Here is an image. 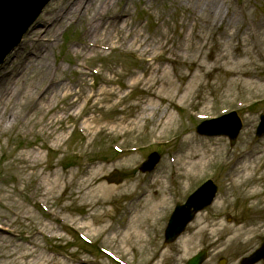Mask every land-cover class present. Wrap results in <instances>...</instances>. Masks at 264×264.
I'll list each match as a JSON object with an SVG mask.
<instances>
[{
  "label": "rangeland",
  "instance_id": "rangeland-1",
  "mask_svg": "<svg viewBox=\"0 0 264 264\" xmlns=\"http://www.w3.org/2000/svg\"><path fill=\"white\" fill-rule=\"evenodd\" d=\"M67 1L70 0L51 1L38 18L43 19L42 22L33 27L36 35L48 42L53 39L52 33L57 31L56 44L54 40L49 42L55 45L49 52V61L61 65L65 70L63 76L73 80L77 78L78 67L74 62L78 58L86 67L99 71L97 76H87V83L98 84L104 77L111 78L115 81L108 88L122 89L124 97L116 105L118 111L107 114L105 110L110 108L111 103H100L95 115H101L103 120L92 133L98 128L105 131L99 133L92 143L84 135L87 132L78 128L84 115L80 123L65 119L45 131L39 124L43 117L46 119V115L42 114L34 116L35 125L31 122L24 127L21 124L13 127L8 122L4 124L0 131V264H17L15 258L21 256L25 248L32 251L33 256H24V262L34 257L37 264H114L98 252L96 246L84 245L69 232L82 223H89L86 217L89 206L83 202L90 203L92 199L85 198L83 201L84 185L77 177L85 166L89 172L104 167L97 174L84 177L90 179L89 184L93 188L103 185L119 189L130 186L132 189L131 195L115 196L112 192L106 200L108 204L100 206L101 210L108 211L104 218L115 230L126 225L127 217L132 215L130 206L143 205L144 192L150 194L156 191L158 184L151 185V179L165 177L162 189L168 199V208L160 221L146 226L148 233L144 241L135 243L129 240L123 249L124 244L119 243L118 237H114L111 243L106 236L97 241L102 247L130 264H184L201 249L208 251V258L203 264H219L221 259H225V264H239L240 258L249 254L264 239V160L256 163L257 167L251 171L254 178L251 183L257 182L261 191L255 198L243 195L248 184L229 189L231 181L228 176L232 160L238 155L252 148L264 150V135L260 138L255 136L259 115L264 113V0H217L221 15L210 19L203 16L204 0H133L128 5V22L137 25L145 35L159 41L167 50L157 47V58L153 59L152 55L142 54L130 41L113 39L111 48L101 49L103 54L99 52L93 56L88 53L92 57L82 61L80 56L76 57L80 52L75 53L74 49L85 41V22L80 18H70L62 28H58V22L50 20L54 10ZM126 3L127 0H118L115 9H121ZM244 11L248 13L246 19L242 18ZM259 20L263 26L256 36L253 28ZM32 40L34 38L24 42ZM14 57L15 54L11 53L4 64L9 62V66L12 65ZM152 66L158 68L160 75L171 83L167 91L174 94L172 99L153 101L145 82L125 88L133 79L147 78ZM149 103L155 104V112L165 110L174 114L177 124L171 132L155 141L153 137L157 132L150 133L152 123L147 120L145 126L140 121L142 128L135 133L109 138L112 136L113 118L127 115L134 120L142 116L143 108ZM231 110H238L244 121L234 146L230 145L227 137H204L194 130L196 123L204 118ZM187 134L193 137L195 145L210 143L220 151L215 154L214 163L190 178L184 174L177 175V170L182 173L185 167L172 164L178 148L180 155H186L187 147L192 146L186 141ZM112 140H116L114 145L124 150L136 148V151L126 155L115 154ZM56 150L58 152L53 153ZM152 151L161 154L160 162L153 171L140 172L138 166ZM75 153L86 158L69 167L70 156ZM25 167H29V171ZM112 170L121 173L117 184H109L105 180ZM53 171L67 177L68 187L61 180L52 195L41 196V191L45 189L44 186L38 188L42 173ZM28 173L31 174L30 179ZM207 178L218 185L213 204L195 216L176 242L165 246L163 231L174 205L183 203ZM226 190L227 201L217 209L219 198ZM200 215L206 218L203 224L209 226L203 232L200 231L204 226L199 224ZM223 226L225 230L220 235L211 234L212 229ZM238 227H243V235L237 238L235 229ZM89 235L94 238L95 233ZM31 237L36 242L29 246L26 241ZM91 240L95 242V239ZM161 253L167 254L166 260H160Z\"/></svg>",
  "mask_w": 264,
  "mask_h": 264
},
{
  "label": "bare ground",
  "instance_id": "bare-ground-1",
  "mask_svg": "<svg viewBox=\"0 0 264 264\" xmlns=\"http://www.w3.org/2000/svg\"><path fill=\"white\" fill-rule=\"evenodd\" d=\"M117 1L70 0L61 6L58 3L57 6L59 7L54 10L50 20L58 22V28H62L66 20L70 18H80L85 22V41L77 46L78 49H74L75 53L80 52L77 53L76 57L80 56L81 61L92 57V55H87L88 53L96 56L99 52H102L101 49L111 48L113 46V39L123 42L130 41L131 45L136 46L142 54L152 55L153 59L157 58V52L155 53L157 47H162L167 50V47L161 45L159 41L145 35V32L139 29L137 25L128 22L130 15L128 5L133 0H127V3L119 10L115 9V2ZM218 9L219 4H217V0H204L202 3V11L204 12L203 16L205 19L220 16L221 12ZM247 17L248 13L244 11L242 18L246 19ZM42 20H38L35 25L37 23L40 24ZM262 26L263 24L259 20L253 28L256 36H258ZM52 37L53 39H49V42L54 40L56 44V30L52 33ZM32 38L34 40L27 41V43L24 42ZM49 42L45 39H40L39 34L36 35L35 31L29 32L19 44L18 48L13 51L15 57L12 65L9 66V62H6V64L0 67V131L7 122L13 127L18 124L24 127L28 122L35 125L37 121L34 116L37 114L46 115V119L43 117L39 122L42 131L53 129L57 123L65 119L80 123L84 115L81 128L87 132L88 138L90 137L91 141L99 133L105 131L103 128H98L92 133L94 127H97L103 120L101 115L99 117L95 115V112L100 109V103H111L110 108L105 110V114L117 110L116 105L124 97L122 95V89L115 90L108 88V86L114 84L115 80L107 77H104L102 82L98 84L92 85L87 83L86 77L92 76V73L89 70H85L84 64L78 58L74 62L75 67H78L76 69L77 78L73 80L67 79L63 76L65 70L61 68V65L49 61V52H52L55 46H52ZM165 60H171V58H166ZM139 82H145L149 86L147 92L153 101L154 99L158 101L170 100L174 97L173 93L169 94L167 91L171 87V83L160 75L159 69L154 68V66L150 69L147 78L133 79L127 86L136 85ZM115 99L118 100L115 102ZM156 108L155 104L149 103L143 108L142 116L134 120H130L127 115H120L119 118H113V124L111 126L112 136L115 137L119 133H135L142 128V125H146L147 120L152 123L150 133L157 132V135L154 136L159 138L165 136L177 124V118L174 114L168 113L165 110H162L160 113L155 112ZM140 121L144 123L141 125ZM66 128L67 125H65L64 129ZM185 137L186 141L192 144V146L187 147L186 155H180V149H177V166L185 167L183 173L187 178L196 177L198 171L214 163L215 154L218 155L220 151L219 149L216 150L215 145L210 143L199 142L195 145L193 137L190 134H187ZM61 141H64V139H61ZM262 160H264V150H258L256 148L247 150L234 158L232 160L233 165L228 171L232 179L230 189L242 183H247L248 186L243 194L248 198H254L259 195L261 192L257 188V183H251L250 181L253 180L251 171L257 167L256 163ZM25 169L29 171V167H25ZM103 169L104 167H97L94 172H89L85 166L77 175L83 181L84 185L82 187L83 201L85 198L92 199L90 203H88L89 201L83 202L89 206V212L86 215L89 223L85 222L82 225L87 229L88 234H104L111 242H113L114 237H118L119 243L124 244L122 246L123 249L126 248L129 240H134L135 243L143 242L144 237L148 233L146 226L149 225L147 222L150 220H152V223L157 222L168 208V199L162 189L165 185V177L160 176L159 178L151 179V185L158 184L156 191L150 194H145L144 192V195L142 194L143 205L130 206L129 211L132 212V215L128 219V223L124 228L115 230L113 225L106 223L107 220L104 218L108 215V211L106 209L101 210L100 206L104 207L108 204L106 200L112 192H114L115 196L131 195L132 189L130 186L120 189L104 187L103 185L96 188L91 187L89 184L90 179H85L84 177L93 173L97 174ZM262 172L264 173V168ZM183 173L179 174L183 175ZM30 176L31 174L28 173L29 179ZM66 178L63 173L54 171L47 174L42 173L38 188L44 186L45 189L41 191V195L46 197L52 195L59 188L61 180L68 187L69 182ZM227 194L228 192L226 191L219 198L218 204L216 205L217 209L224 206L227 201ZM138 198L135 199L137 200ZM204 221H206L205 216L200 215L199 224H203ZM203 225L200 228L201 232L205 231L208 226L207 224ZM223 230H225L224 226L214 228L210 232L211 234L217 233L220 235ZM242 230L243 227L235 229L237 238L243 235ZM29 243L33 245V242L29 241ZM23 251L24 253L21 256H16L15 258L17 264H37L34 257L24 262L22 260L24 256H33V252L27 248ZM166 258V253L160 254V260L162 259L164 261Z\"/></svg>",
  "mask_w": 264,
  "mask_h": 264
},
{
  "label": "water",
  "instance_id": "water-1",
  "mask_svg": "<svg viewBox=\"0 0 264 264\" xmlns=\"http://www.w3.org/2000/svg\"><path fill=\"white\" fill-rule=\"evenodd\" d=\"M49 0H0V63L5 55L19 42L22 35L25 33L28 25L36 18L42 8ZM12 15V16H10ZM223 118L219 121H224ZM230 121L225 127H220L218 130L210 132L206 127L200 126L199 132L205 134H227L234 141L241 123L238 118ZM260 131H263V123L260 125ZM159 157L154 154L150 156V160L146 162L141 169L151 170ZM117 179V175L109 178V181ZM216 187L209 181L198 192L193 194L188 203L184 206L177 207L173 214L168 228L166 230L167 241L174 240L184 229L186 223L192 219L194 213L203 208L212 201ZM194 206V211L191 207ZM205 258V253L202 252L192 258L188 264H200ZM264 259V243L261 248L255 251L252 255L245 258L243 264H254L260 259Z\"/></svg>",
  "mask_w": 264,
  "mask_h": 264
}]
</instances>
